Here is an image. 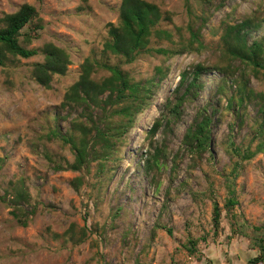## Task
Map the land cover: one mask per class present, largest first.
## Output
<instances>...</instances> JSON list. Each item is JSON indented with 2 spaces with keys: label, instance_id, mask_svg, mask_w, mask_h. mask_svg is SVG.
Instances as JSON below:
<instances>
[{
  "label": "rangeland",
  "instance_id": "1",
  "mask_svg": "<svg viewBox=\"0 0 264 264\" xmlns=\"http://www.w3.org/2000/svg\"><path fill=\"white\" fill-rule=\"evenodd\" d=\"M145 1L158 6V27L174 41L152 37L149 47L184 49L181 54L147 52L130 64L104 54L121 0H0V17L29 4L37 11L30 29L36 30L37 20L41 25L25 46L37 54L8 56L0 67V264H248L264 254V69L230 57L223 41L230 25L253 17L262 26L248 43L264 44V0ZM189 26L198 32L201 48L192 43ZM45 43L70 58L65 74L52 75L49 88L31 73L43 62ZM86 58L119 66L135 81L152 78L157 66L166 75L110 157L91 159L77 171L55 170L74 160L60 138L78 136L69 120L83 121L92 112L78 108L63 118L60 106ZM197 64L216 69L200 76L198 97L185 101L172 119L168 112L180 73ZM108 75L97 69L91 77ZM199 112L213 122L209 147L201 154L182 142ZM17 180L29 194V208L10 204ZM229 198L236 204L227 207Z\"/></svg>",
  "mask_w": 264,
  "mask_h": 264
},
{
  "label": "trees",
  "instance_id": "2",
  "mask_svg": "<svg viewBox=\"0 0 264 264\" xmlns=\"http://www.w3.org/2000/svg\"><path fill=\"white\" fill-rule=\"evenodd\" d=\"M118 11V22L108 25V39L103 43L102 50L104 54L122 58L124 63L130 64L138 54L142 53L154 52L171 58L184 51V49H151L149 47L152 37L171 44L174 42L169 31L158 27V23L163 19V14L155 4L145 0H121ZM251 18L242 19L239 23L230 25L226 29L223 39L225 51L230 57L242 63L264 69V44L258 40L248 43L252 32L261 28L262 24ZM35 19H37V11L29 4H23L15 12L5 13L0 17V67L4 66L8 56L29 58L37 54L36 49L25 47L37 38L35 32L41 28L39 20H37L38 23L34 25L36 30L35 28L30 29V25ZM187 28L192 43L198 44L197 49L201 48L198 32L193 31L190 26ZM188 50L192 51L193 49ZM40 53L43 54V62L36 63L31 73L37 84L49 88L52 75L65 74L70 64V58L64 49L52 43H45L41 47ZM164 68L157 66L154 68L155 74L152 78L135 81L119 66L98 63L86 58L80 65L81 73L78 80L67 90L60 106L62 110H65L63 118H69L78 108L83 113L89 109L92 112L83 121L69 120L70 130L77 132L78 136L71 133L64 134L60 138L64 144L69 145L74 160L66 167L54 166L55 170L77 171L86 166L91 159L110 157L115 152L114 143L122 139L121 135L132 127L137 114L150 104L158 90L159 83L166 75ZM97 69L105 70L109 75L100 81H95L91 75ZM215 69L197 64L190 71L180 73L178 82L173 89L174 108L168 112L172 119L180 114V109L185 101L195 100L198 97L202 89L200 76ZM111 116H118L121 121L110 125L106 120ZM212 123L211 115L199 112L192 125L186 130L182 141L184 146L198 154L206 151L211 139ZM157 125L158 122L150 130L152 134ZM158 154L159 150L155 149L151 158L155 161ZM3 162L4 160L0 158V165ZM75 182V185L78 186L80 180L76 179ZM11 189L10 204L18 208H29V194L23 181L17 180L12 183ZM234 204L236 203L232 198L227 199V207ZM11 214L22 225H25L24 221L18 219L16 211L13 210ZM213 214V221L217 227L220 215L216 205L213 206ZM260 249L261 254L264 253L263 245ZM261 260H264V254L252 259L248 264H255Z\"/></svg>",
  "mask_w": 264,
  "mask_h": 264
}]
</instances>
